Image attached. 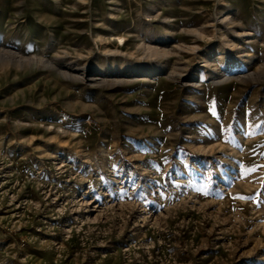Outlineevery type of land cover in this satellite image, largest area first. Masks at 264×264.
Masks as SVG:
<instances>
[{"label": "rangeland", "instance_id": "374dc122", "mask_svg": "<svg viewBox=\"0 0 264 264\" xmlns=\"http://www.w3.org/2000/svg\"><path fill=\"white\" fill-rule=\"evenodd\" d=\"M0 264H264V0H0Z\"/></svg>", "mask_w": 264, "mask_h": 264}, {"label": "bare ground", "instance_id": "6f19581e", "mask_svg": "<svg viewBox=\"0 0 264 264\" xmlns=\"http://www.w3.org/2000/svg\"><path fill=\"white\" fill-rule=\"evenodd\" d=\"M150 52H151V55H157V52L154 50H150Z\"/></svg>", "mask_w": 264, "mask_h": 264}]
</instances>
